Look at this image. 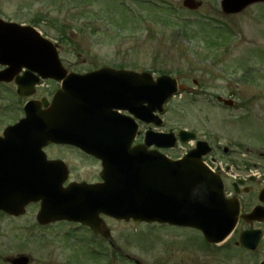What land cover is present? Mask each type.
<instances>
[{
  "label": "rangeland",
  "instance_id": "obj_1",
  "mask_svg": "<svg viewBox=\"0 0 264 264\" xmlns=\"http://www.w3.org/2000/svg\"><path fill=\"white\" fill-rule=\"evenodd\" d=\"M201 1L197 10H188L182 0H0V15L36 25L56 41L62 62L73 71L113 64L156 76L164 73L187 85V93L170 100L159 130L183 128L212 146H227L232 155L216 150L211 156L233 162L235 174L246 176L248 161L264 151V4L225 16L219 0ZM206 19L209 28L225 24L226 47L205 48L200 27ZM7 89L0 86V120L13 118L21 104ZM217 96L232 99L234 106H224ZM186 147L171 153L176 156ZM48 154L66 161L73 178L95 180L94 162L67 149ZM26 214L0 217V264L19 254L29 256V264H254L260 259L259 252L239 249L225 256V250L205 244L191 229L114 220H106L114 251L92 258L85 241L62 244L48 228L30 226L34 209L28 207ZM16 231L24 237H16ZM225 244L226 250L233 248L234 239Z\"/></svg>",
  "mask_w": 264,
  "mask_h": 264
},
{
  "label": "water",
  "instance_id": "obj_2",
  "mask_svg": "<svg viewBox=\"0 0 264 264\" xmlns=\"http://www.w3.org/2000/svg\"><path fill=\"white\" fill-rule=\"evenodd\" d=\"M262 1L264 0H223L221 5L226 13H233L250 3ZM184 5L194 8L198 4L193 3V0H185ZM0 26V50L5 49L4 52H0L1 54L11 55L10 51L14 52L19 43L25 45L26 55L32 56L27 61L28 65L42 72L44 76L47 75L46 71L55 70L54 61L34 58V55H50L44 45L33 42L30 44L28 40L24 41V36H21L18 30ZM7 61L10 65L15 63L10 58ZM140 78H143L144 84L143 91H140L138 95L143 98V101L150 103V109L160 108L166 98L176 90L175 81L167 76L158 78L156 82H152L150 76L146 74L140 75ZM22 87L23 85L20 84L19 91ZM179 135L182 141L193 137V134L184 131H180ZM156 139L147 138L146 143L156 142ZM159 139L166 141L169 139V143L166 142V144H172L170 135L160 136ZM93 143L94 150L100 151L103 148L97 144V141ZM128 143L129 140L122 142L125 144L124 147L121 144H119L120 147L114 145L117 150L114 149L108 154L109 161L103 173L105 184L101 186L100 197L95 198L101 202L92 204L95 207L94 211L106 210L110 215L125 219L132 217L136 221H158L194 227L202 231L210 243L219 242L230 233L239 217L238 203L236 200L224 198L218 176L211 174L203 166L199 150L190 152L181 161L170 162L161 156L157 157L141 151L135 152L136 154L129 151L131 152L129 156L128 153L125 155ZM62 179L56 180L57 183H61ZM51 180L55 179H50L48 182L50 183ZM10 186L30 185L19 176L9 173L0 175V208L10 209L13 212L14 209L8 203L9 199H12L9 197ZM55 190H49L48 193L51 197L50 202L53 200L59 210H53L49 206V209L45 208L41 214L57 217V215L76 212V209L81 207L82 204L79 202L76 205L69 200L67 191ZM24 191L31 194L30 188ZM242 217L247 220L251 214ZM249 234V232H243L239 236V241L243 247L251 249L253 240L250 241ZM26 262L27 259L22 257L14 260L13 264H26Z\"/></svg>",
  "mask_w": 264,
  "mask_h": 264
},
{
  "label": "flooded vegetation",
  "instance_id": "obj_3",
  "mask_svg": "<svg viewBox=\"0 0 264 264\" xmlns=\"http://www.w3.org/2000/svg\"><path fill=\"white\" fill-rule=\"evenodd\" d=\"M1 68L2 67L0 66V70ZM49 84L54 86V89L58 87V84L54 81H51ZM0 86L1 88H8L7 91L9 93L16 92V87L13 81H10L9 83L0 82ZM53 90L50 92V89H47L44 91V94H40L39 96L37 92L33 98H41L42 96H45L47 99H50ZM17 98L21 101L20 108L18 109L19 115L17 118L0 120V137H3L4 131L6 130L7 127H10L13 125L15 126L17 122L21 121L20 118L23 116V110H22L23 104L29 98H24V97H17ZM142 127L143 125L141 126V128ZM14 132H15V135H14L15 138L21 141L22 140L21 136L23 135L22 130H15ZM63 148L67 150H71L72 152H75L81 158H83V161L89 160L99 166V162L96 159L87 155L86 153H84L83 151H81L80 149L74 146L48 144V145H45L42 150H44V152L47 155V158L49 159H61L55 156L49 157L48 151H53V150H58V149L63 150ZM257 155L259 159L251 158L248 161V165H247L249 171L257 170L258 171L257 175L240 176L236 174L233 179L224 178V185L230 197H237L239 199L242 212L250 211L253 207H259L260 209V213H258L259 219L256 218V220H254L249 226L252 228H260L263 231V237H262L259 247L257 248V250L252 252V254L259 252L260 259L258 262H262L264 261V248L262 247L264 245V152L259 151ZM39 160L40 159L35 157L32 152H22L21 151L17 156L16 163L19 166L27 165L29 169H34L37 172L38 171L43 172V169L41 168V164ZM13 163L15 165L14 157H13ZM232 169L234 170V167H232ZM84 179H79V180H84ZM94 181H90V182H94ZM245 197H248V198L246 199ZM28 207L34 209V211L36 212L38 209V203H31L26 207V209ZM25 215L27 214H23L19 216H8L5 214H0V217L2 216V217H7L8 219L10 218L19 219L21 217H24ZM29 218L31 221L30 226L33 225L34 227H37V228H48L51 232H53L52 234H54V236L59 235L58 239L61 240L62 244L68 245V240L76 237V238H83V239L92 238V239L98 240L99 244L104 249H106L108 246L111 247L112 245V241L110 237L111 230L109 229L106 223V220H111V218L105 215H102V214L98 215V218L101 219L97 227L98 232H94L93 230H91L89 226L83 225L79 222L61 220V221H54V222H51L45 225H41L37 222L36 214H32ZM240 224H243V222L239 221L238 225ZM53 225H56V226H53ZM61 225H65V227L61 228ZM51 226H53L52 227L53 229L50 228ZM66 226H69V228H66ZM55 229H57V231H54ZM14 235L16 237L18 236H20L21 238L24 237L23 234L18 231H16ZM12 238H15V237H12ZM234 247L239 248L237 246H234ZM235 248L226 250V252H224V255L225 256L228 255V257L231 256L233 254L232 252L235 251Z\"/></svg>",
  "mask_w": 264,
  "mask_h": 264
}]
</instances>
